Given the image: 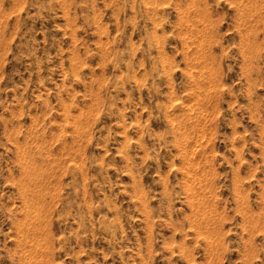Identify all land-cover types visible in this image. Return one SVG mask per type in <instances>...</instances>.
Here are the masks:
<instances>
[{"label": "rangeland", "instance_id": "rangeland-1", "mask_svg": "<svg viewBox=\"0 0 264 264\" xmlns=\"http://www.w3.org/2000/svg\"><path fill=\"white\" fill-rule=\"evenodd\" d=\"M0 264H264V0H0Z\"/></svg>", "mask_w": 264, "mask_h": 264}]
</instances>
